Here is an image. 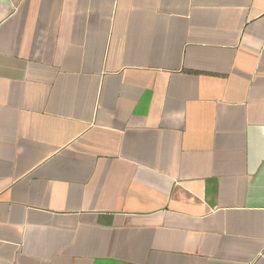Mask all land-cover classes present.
Here are the masks:
<instances>
[{
    "label": "crops",
    "instance_id": "obj_1",
    "mask_svg": "<svg viewBox=\"0 0 264 264\" xmlns=\"http://www.w3.org/2000/svg\"><path fill=\"white\" fill-rule=\"evenodd\" d=\"M0 264H264V0H0Z\"/></svg>",
    "mask_w": 264,
    "mask_h": 264
}]
</instances>
